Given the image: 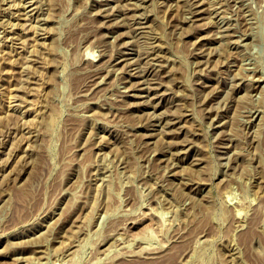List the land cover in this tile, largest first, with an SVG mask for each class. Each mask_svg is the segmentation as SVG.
Instances as JSON below:
<instances>
[{"label":"rangeland","instance_id":"1","mask_svg":"<svg viewBox=\"0 0 264 264\" xmlns=\"http://www.w3.org/2000/svg\"><path fill=\"white\" fill-rule=\"evenodd\" d=\"M0 264H264V0H0Z\"/></svg>","mask_w":264,"mask_h":264},{"label":"bare ground","instance_id":"2","mask_svg":"<svg viewBox=\"0 0 264 264\" xmlns=\"http://www.w3.org/2000/svg\"><path fill=\"white\" fill-rule=\"evenodd\" d=\"M140 1H143V0H140ZM145 1H146V0H145ZM107 2H108V0H107ZM195 2H196V1H195ZM195 2H194V3H195ZM198 3H199V2H198ZM196 4H197V2H196ZM192 5H193V4H192ZM197 6H198V5H197ZM197 6H196V7H197ZM199 6H200V5H199ZM196 7H195V8H196ZM201 7H202V6H201ZM199 8H200V7H197V10L191 12V14L193 15L194 18L200 16ZM191 17H192V16H191ZM189 19H190V18H189ZM189 21H190V20H189ZM139 23H141V22H139ZM227 32H228V31H227ZM126 48H127V47H126ZM124 50H125V49H124ZM125 51H126V50H125ZM202 54H203V53H202ZM202 54H200V55H202ZM120 57H121V56H120ZM121 58H122V57H121ZM117 60H118V59H117ZM127 60H128V59H127ZM129 60H130V59H129ZM115 61H116V60H115ZM122 61H123V60H122ZM131 61H132V60H131ZM133 64H136V63L133 62ZM136 66H137V65H136ZM129 67H130V66H129ZM135 68H136V67H135ZM135 68H133V70H135ZM138 68H139V67H138ZM140 71H141V70H140ZM142 73H143V72H142ZM142 73H141V74H142ZM135 75H136V74H135ZM146 83H147V82H146ZM141 84H142V83H141ZM145 87H148V86L145 85ZM142 88H144V87H142ZM148 88H149V87H148ZM153 88H154V87H153ZM136 90H139V89H136ZM140 90H141V89H140ZM142 91H143V90H142ZM147 91L149 92V90H147ZM155 92H156V91H155ZM146 93H147V92H146ZM153 94H154V93H153ZM137 95H138V94H137ZM146 95H147V94H146ZM158 95H159V94H158ZM158 95L156 94V96H158ZM153 96H155V95H153ZM160 96H161V95H160ZM142 97H143V96H142ZM151 97H152V95H151ZM143 98H144V97H143ZM143 98H142V99H143ZM148 98H149V97H148ZM154 98H155V97H154ZM154 101H155V100H154ZM151 102H153V100H152ZM154 106H155V105H154ZM154 108H155V107H154ZM170 122H171V121H170ZM166 124H167V123H166ZM166 126H167V125H166ZM166 130H167V128H166ZM166 130H165V132H166ZM170 130H171V129H170ZM170 130H169V132H171ZM169 132H168V133H169Z\"/></svg>","mask_w":264,"mask_h":264}]
</instances>
